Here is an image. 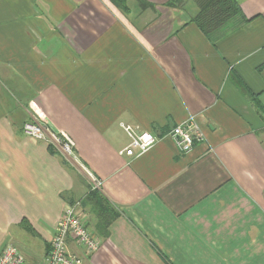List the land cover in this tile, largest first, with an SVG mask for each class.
<instances>
[{"label":"crops","instance_id":"0c3cea01","mask_svg":"<svg viewBox=\"0 0 264 264\" xmlns=\"http://www.w3.org/2000/svg\"><path fill=\"white\" fill-rule=\"evenodd\" d=\"M169 1L0 0V252L27 236L44 264L89 173L116 218L99 238L78 205L100 240L92 256L68 240L84 264H264V0H235L246 22L212 43L193 0ZM190 116L205 141L188 155L166 138L120 155L121 124L162 136Z\"/></svg>","mask_w":264,"mask_h":264},{"label":"built area","instance_id":"2783aa9c","mask_svg":"<svg viewBox=\"0 0 264 264\" xmlns=\"http://www.w3.org/2000/svg\"><path fill=\"white\" fill-rule=\"evenodd\" d=\"M121 128L128 137L129 144L119 153L130 158L141 156L164 138L170 140L178 154L182 156L188 155L196 144L205 141L193 116L175 125L162 136L139 131L130 125L121 124ZM22 131L35 141H42L57 148L62 155L75 158L74 142L68 135L51 133L36 121L25 123ZM87 175L91 180V190H98L100 181L89 173ZM78 205L79 203L73 204L63 209L53 232L49 251L44 258V264H84L80 257L69 251L68 240H72L74 245L79 246L85 256H92L99 249L100 240L90 231L86 224V217L79 212ZM0 264H26V261L17 247L7 245L0 252Z\"/></svg>","mask_w":264,"mask_h":264},{"label":"trees","instance_id":"16d2710c","mask_svg":"<svg viewBox=\"0 0 264 264\" xmlns=\"http://www.w3.org/2000/svg\"><path fill=\"white\" fill-rule=\"evenodd\" d=\"M119 9L125 8L124 0H109ZM181 0H170L168 6H174ZM198 8L192 22L211 43L229 29H234L246 22L239 5L235 0H193ZM83 208H89L95 218L94 232L99 237L108 236V229L115 220V211L100 195L98 190H89L84 198L78 201ZM73 205V204H72Z\"/></svg>","mask_w":264,"mask_h":264},{"label":"rangeland","instance_id":"374dc122","mask_svg":"<svg viewBox=\"0 0 264 264\" xmlns=\"http://www.w3.org/2000/svg\"><path fill=\"white\" fill-rule=\"evenodd\" d=\"M87 178H88V175H87ZM88 180V183H89V188H91V180H89V179H87ZM110 206V205H109ZM109 208H111V207H109ZM112 209V208H111ZM25 238H27V239H29V240H27L28 242H30L29 243V246H27V247H24V246H18V245H16L17 246V248L22 252V254L23 255H30V256H33V255H35V254H33L34 252H37V251H39V248H37L38 246V241L37 240H33L32 238H30V237H27V236H25ZM31 245H35V247H33V246H31ZM49 245H50V243H49ZM48 245V246H49ZM50 247V246H49ZM33 254V255H32Z\"/></svg>","mask_w":264,"mask_h":264}]
</instances>
